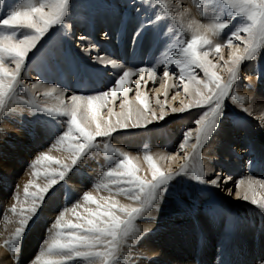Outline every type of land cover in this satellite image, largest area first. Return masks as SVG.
<instances>
[{
	"label": "bare ground",
	"instance_id": "bare-ground-1",
	"mask_svg": "<svg viewBox=\"0 0 264 264\" xmlns=\"http://www.w3.org/2000/svg\"><path fill=\"white\" fill-rule=\"evenodd\" d=\"M17 1L19 2V0H0V12L6 14L9 9L12 10L19 4H15ZM164 3L168 5L167 8L163 7L157 0H70L69 11L73 14L68 13L63 25L53 26L54 28L52 27L49 30V32L52 30L50 32L52 33L50 41L43 40L44 38L42 42L39 41L44 48H41L39 55L35 56L34 59L31 58L30 62L26 61V63H29L28 68H23L21 72V80L23 79L24 82L19 81L16 95L8 101L7 108L0 112V125H3L6 131L8 130V135L0 132V141L3 142L1 146L4 148L10 146V155L15 154V158L19 161L18 157L23 154L21 144L26 140L30 143L35 141L38 149L42 151L41 154H47L53 159L61 161L62 164H70V155L65 150L67 147L66 143L57 144L53 149V155L50 153L53 150L46 146L45 149H41L44 146L40 144L44 140V135H49L53 129L50 124L42 123V120L55 124L56 127H62L63 132L60 135L62 136L68 127V117L50 116L39 109L59 106V101L56 97L61 93L64 102L69 104L72 95H96L107 90L110 85H114L115 80L119 75L123 74V71L137 69L136 63L140 54L151 57L146 63V67L155 68L156 74L150 78L147 73H144L142 80L139 74L134 75L124 85L125 88L130 89L128 98L132 105L136 108L140 107L135 99L137 91H140L142 95L146 94L150 118L151 112H155L157 117L160 115L161 105L157 103L158 100L168 105L173 101L172 97L176 96V99H182L187 102L188 97L185 95L183 85L179 79V68L175 63L168 64L166 68L165 62L169 58H176L178 56V48L191 39L193 31L186 30L189 23L195 22L196 24L207 25L213 19H216L218 15L221 19L222 14L220 13L222 10L215 0H164ZM197 13L200 18H197ZM205 14L210 15L211 18H203ZM146 21H152V23H145ZM181 23L185 25V29L180 27ZM240 23L242 22H239L237 26ZM103 27L106 30H110V33L102 31ZM235 27L225 30L224 36L230 35ZM107 35L108 37H106ZM134 36L136 37L134 38ZM82 37L84 39H81ZM31 56H33L32 52L29 53V58ZM212 56L213 58L215 57L214 55ZM109 61L114 62V64ZM221 61L218 60V63ZM224 61L226 60H223L222 65L217 64L216 69L223 70ZM9 62V70H12L13 68L11 67L15 64L11 61ZM127 63H132L131 68L124 67V64ZM165 70L170 73L169 77L164 76ZM193 71L196 73L198 70L194 68ZM197 75L201 80L205 78L204 74ZM244 76L248 80L250 73L246 72ZM137 80L140 81L139 89L135 83ZM247 80L245 83H247ZM175 82L180 83L179 88L181 90L176 88ZM157 83H159V86L153 89L152 87ZM236 85L230 91L231 94H233L232 91L237 93L236 96H232L235 99V112L238 118H242V112H246V116L248 114L251 115V119H237V116L234 117L232 114L225 116L220 122L218 129L216 128L204 147L202 149L199 148L200 151L195 159L193 158L189 163L192 169L187 174L191 176L192 187H186L184 183L185 189L180 192L177 182L173 195H167V193L161 191L158 197L160 207L153 206V210L150 213L145 212L142 215L143 218L136 220L135 228L137 231L130 240L135 247L131 252L128 251L127 253L130 254L131 261L134 257V250L138 255L150 258V260L160 257L162 251L158 250L160 238L157 241L155 240V238H158V233L155 232L156 229L163 235V233H168L169 230L174 231L176 229L175 231H180L182 224H185L186 228H182L183 230L181 231H187L188 234L189 232L194 233V235L197 234L195 230L199 231V228H204L202 232L199 231L203 235H206L205 231L218 233L221 230L217 222H221L223 217L226 220L229 217V212L233 210L238 219L246 218L248 221V224L247 222L235 223L239 227L244 228L242 231L248 232L240 235L241 240L246 241L248 234H252L249 230H251L250 226L253 225V222L257 219L264 223V209L253 205L251 199L247 201L243 199L249 181L264 182V121L260 119L264 116V82L256 81L250 87H245L240 86L238 81H236ZM166 88L167 95L165 96ZM51 89H57V92H54L52 96H45V92ZM146 89H150V91L146 92ZM131 93H134V95L130 96ZM172 93L173 96L169 99L168 95ZM123 99L124 97L121 94L120 98L114 103L102 106L99 116L108 119V108H112L114 113L121 112L120 105ZM26 103L31 105H25ZM180 105L182 104L180 103ZM180 105L166 107L163 104L164 111H171L173 107L180 108ZM116 107L117 110H115ZM226 109V107H223V110ZM171 113L173 112L171 111ZM173 114L177 115L178 113ZM202 114L201 111L197 112L195 115L197 117L192 118L193 120L188 118V116L181 118V121L178 120L177 123L185 122L186 125L181 129L177 127L174 132H172L174 127H166L164 120L157 119L147 125V127L132 128L129 126L127 129H118L116 131V133L119 132L118 136L113 135L111 137L115 138V141L123 147L121 152H126L130 157L135 158L133 163L139 169L137 174L141 177L148 175L151 179V170L144 159L145 155L152 156L153 162L161 170L169 171L170 165L176 163L177 159H179L178 154L172 152V146L178 144L179 149H181L180 145L184 143V132L190 131V139L185 148L181 149L182 153L187 154L196 138V136H193L197 128L195 120ZM168 115H170V112ZM234 118L237 119L235 125L229 124L234 121ZM112 119L114 122L115 117ZM158 125L160 126L159 128L157 127ZM194 127H196L194 131L191 130ZM155 141L160 142L159 147L156 146L157 144L150 146ZM148 147H151V149ZM163 147L166 148L163 149ZM41 154H38L37 157ZM115 154L113 153V156L105 154L98 158L88 154L83 157L86 164L81 160L68 174L66 181L59 182L53 189L49 190V194H47L45 201L39 208L35 220H32L27 227L17 252H12L5 246V240L7 239H0V264H32L38 252H41L40 249L45 239L51 235L50 225L60 211L65 207L72 208L77 203L83 205L82 197L84 192L91 193L97 199L100 196H108V191L103 188L97 190L95 185L100 179L104 178L103 173L108 170V167L114 166L116 162ZM25 158L31 159L24 156L23 159ZM33 158L36 159V156ZM67 159L70 161L66 162L65 160ZM10 162L15 168L18 166L16 164L18 162H15V160ZM32 165L33 163L29 169L32 172L59 167V165L50 164L47 161H41L35 168ZM182 166L183 164L179 166L180 170ZM5 168H7V164L1 163L0 159V176L2 174V177L4 171H6ZM12 169L10 177L8 176L7 179H11L13 182V180L16 181L18 172H12ZM256 173H259V176H255ZM197 174H200L203 179L208 178L211 180L216 176H220L222 179L219 182V186H213L210 183L205 184L197 181L194 178ZM2 177H0V214L2 212L1 205L5 203L7 190V185L4 183L5 179H2ZM37 179L39 181L36 184L43 187L46 183V177L42 174ZM241 181L244 183L238 189L236 184ZM79 184L90 185V189L85 188L88 190L84 191V189H80ZM198 186H200V190H198ZM31 188L29 191H35V188ZM220 188H226V193L230 192V195L235 188L233 198L241 199L240 203L234 201H230V204L222 202L219 197ZM254 191L258 199H264V188H261L259 183L254 184ZM237 193H239V198ZM22 194V198H19L20 201L24 199V189ZM18 196L20 197L19 194ZM249 196H252L251 192ZM115 198L120 204L138 206L137 203L123 195ZM199 201H202V203ZM239 204L242 207H238ZM87 207L95 209L96 205H87ZM18 210L20 211L21 209ZM77 211L85 214L83 206L78 208ZM65 219L75 222V216L71 212L66 213ZM230 219L232 221V218ZM146 222H150L148 227H144ZM166 226L168 227L165 228ZM152 228L156 229L153 230ZM167 235V240H170L171 243L178 242L175 238H172L174 234L168 233ZM235 235L239 236L238 233ZM207 238L210 239L209 236ZM262 243H264V238L259 244V249L263 248ZM120 252L126 253L124 247L121 248ZM125 258L129 261L128 257ZM141 263L143 262L141 261ZM69 264H86V262L76 259L70 261ZM153 264L159 263L154 262Z\"/></svg>",
	"mask_w": 264,
	"mask_h": 264
},
{
	"label": "snow or ice",
	"instance_id": "snow-or-ice-1",
	"mask_svg": "<svg viewBox=\"0 0 264 264\" xmlns=\"http://www.w3.org/2000/svg\"><path fill=\"white\" fill-rule=\"evenodd\" d=\"M157 2L165 8L168 7L164 0H157ZM219 3L225 10H228L227 15L233 18L236 16L243 18V22L226 36V44L214 42L209 35L220 37L224 30L232 24V19L221 20L218 15L207 25L192 22L187 25L186 29L193 31L191 39L178 48L176 58H169L165 62L166 68L172 63L179 68V79L188 97L187 102L181 101L182 107H173L171 111L183 113L192 108L206 106L208 109L195 120L197 128L195 129L196 143L192 145L193 153L201 148L216 130L219 119L223 115L225 98L238 79L240 64L245 60L254 59L260 48L264 47V0H219ZM69 6L70 0H23L22 4L7 11L3 19H0V112L7 108L8 101L17 93L21 72L29 58V53L37 47L38 42L53 26L65 23ZM145 23H152V21ZM180 27L185 29L183 23ZM241 33L245 36H241ZM233 39L240 40L244 44L242 50L233 44ZM225 46L232 49L228 60L224 61V68L228 71L230 78L227 82H222L221 77L215 72L217 63H214L210 56L216 55L223 59L221 52ZM9 61L15 64L12 70H9ZM109 62L114 64V62ZM194 68L201 70L205 79L201 80L193 71ZM144 73L151 78L156 74L155 68L125 70L115 80L114 85H110L105 91L96 95H72L69 104L64 102L61 93L56 97L59 106L39 109L50 116L68 117L67 130L58 137L57 143H66L65 150L70 155L71 163L62 164L61 161L43 153L33 162V168L41 161H47L59 167L45 170L43 173L33 171L32 175L35 177L42 174L46 177L43 187L35 184L34 181H29V184L24 186V199L19 202L26 207H22L18 213L19 226L12 236L5 240V246L10 251H18L27 227L37 215L49 190L59 182L66 181L68 174L83 157L88 155L93 148L98 147L97 138L110 137L118 129H127L129 126L132 128L147 127L153 121L163 120L168 115L164 111L163 103L158 100L157 103L161 105L160 115L157 117L155 112H151L149 118L147 96L142 95L140 91H137L135 96L140 107L136 108L132 105L128 98L130 89L125 88L124 85L137 74L142 80ZM164 76L169 77L170 73L165 70ZM135 83L139 89L140 81L137 80ZM54 92H57V89L45 92V96H52ZM121 94L124 97L120 105L121 112L114 113L112 108H108V119L99 116L100 108L114 103ZM164 94L167 95V88ZM172 99L175 100L176 96ZM113 117H115L114 122ZM260 119L264 121V116ZM189 139L190 131L184 132V143L180 145L181 149L185 148ZM107 148L108 146L105 145L106 154ZM115 152L122 159L115 163V167L109 166L108 170L103 173L104 178L95 185L97 190L103 188L109 192V195L100 196L97 199L91 193L84 192L83 205L77 203L72 208L65 207L60 211L50 225L51 235L45 239L40 254L36 256L32 264H69L70 261L76 259L86 264H119L118 254L121 248L128 244L129 238L133 237L137 231L136 219L154 206L161 191L175 178V175L181 173H166L153 162L152 156L145 155L144 159L151 170V179L148 180L137 174L139 169L133 163L134 157H130L128 153L121 152L119 149ZM189 158L185 156V160ZM185 170L186 165L182 166L181 172ZM194 178L200 183H210L213 186H219L222 179L216 176L206 181L200 174ZM243 183V181L238 182L236 187L239 189ZM256 183L264 188V182L249 181L243 199L246 201L251 199L253 205L264 209V199H258L255 195L254 184ZM30 187L35 188V191H29ZM119 195L132 200L138 206L120 204L115 198ZM237 197L239 198V193ZM17 200H19L18 197ZM87 205H96V207L92 209ZM82 206L85 214L77 211ZM11 211L16 214V207L13 206ZM69 212L75 216V222L65 219L66 213Z\"/></svg>",
	"mask_w": 264,
	"mask_h": 264
},
{
	"label": "rangeland",
	"instance_id": "rangeland-1",
	"mask_svg": "<svg viewBox=\"0 0 264 264\" xmlns=\"http://www.w3.org/2000/svg\"><path fill=\"white\" fill-rule=\"evenodd\" d=\"M77 1H81V0H77ZM215 1L220 6L222 12L225 13V14L221 15L222 16L221 20H223V19H232V24L229 26L230 29L233 26H237V24L239 22H243V18L242 17L236 16L235 18H233L232 16L227 15L226 13H227L228 10L224 9L223 5L219 3V0H215ZM22 2H23V0H19V2L17 1L15 4L19 3L18 5H20V4H22ZM173 3H175V2H173ZM1 7H2V5H1ZM69 13L73 14L70 11H69ZM3 15L4 14H2L0 12V19H3ZM196 16H197V18H200L198 16V13L196 14ZM203 18H211V16L205 14L203 16ZM56 26L57 25H55L54 27H56ZM101 30L104 31V32L110 33V30H106L105 27H103ZM225 30H227V29H225ZM50 32L48 31L47 34L44 35V37H43L44 39L43 38L42 39L50 41L49 39H51L50 37L52 36L51 35L52 33H50ZM240 35L241 36H245L244 33H241ZM106 37H108V35ZM135 37L136 36H134V38ZM209 38L213 39L214 42H219V43H225L226 44V37L224 36L223 33L221 34L220 37H212V36L209 35ZM42 39H41V42L43 41ZM221 40H222V42H221ZM41 42H39L37 44V48L33 49V51H32L33 56H31L27 60L28 62H30V60L34 59L35 56L39 55L38 53L41 50V48L42 49L44 48V47H42L43 45H40ZM233 44L239 46L240 49L244 47V44L240 40L233 39ZM230 51H232V49H230L229 47L225 46L222 49V52H221V55L223 56V59H220L219 56H216V55H214L215 56L214 58H213V56H210V59H212L214 63L222 65L223 64V60H228ZM150 58H151L150 56L146 57V55L140 54L138 62L136 63V65L138 66L137 69H139V68H149V67H146V63L148 62V60ZM218 60H220V61L222 60V61L220 63H218ZM28 62L25 64L24 69L28 68V65H29ZM9 64H10V62H9ZM250 65H251V67H249ZM131 66H132V63L124 64V67L131 68ZM11 68L14 69L15 65L12 66ZM239 68H240L239 76H238V79L236 81H238L240 86H245V87L246 86H250L251 84L256 83V81L263 83L264 82V47L260 48V50L258 51V53L256 54L254 59L243 61L240 64ZM195 70L199 71V72L196 71L197 74H201V75L203 74L201 70H199V69H195ZM223 70L215 69V72L217 73V75H219L221 77L222 82H227L229 80L230 76H229L228 71L225 68ZM246 72L250 73V76L248 77V80H247V77L244 76L246 74ZM242 76H244V77H242ZM246 80H247V83H245ZM21 81H23V79L21 80V77H20V82ZM236 81L233 84L232 88L237 86L236 85ZM175 84H176V88L180 87V83L179 82H175ZM18 86H19V84H18ZM158 86H159V83L155 84L152 88L154 89V87H158ZM132 89H134V88L132 87ZM150 89H146V92H149ZM231 89H230V91H231ZM86 90H88V89H86ZM178 90H181V89L179 88ZM89 93H91V92H89ZM232 93L233 94H231L229 92V95L225 98L224 107H226L227 109L223 110V115L219 119L217 129H218L219 124L222 121V119L225 116L229 115V114H232V116H234V117L237 116L236 117L237 119H244V118L251 119L250 118L251 115L248 114V116H246V112H242V118H238V115L235 112V106H234L235 99L232 97L233 95L236 96L237 93H235L234 91H232ZM133 95H134V93L130 94V96H133ZM172 96H173V93L169 94L168 98L170 99ZM66 98H68V97H66ZM181 101H182V99H178L177 98V99L171 101L168 105L166 103H163V102L162 103L166 107L179 106ZM116 104H118V103H116ZM25 105H31V104L30 103H28V104L26 103ZM180 107H182V105H180ZM115 110H117V107L115 108ZM206 110H208L207 106L204 107V108H192V109H190L188 111H185L183 113H178L177 115H174L173 113H171V111L166 110L167 113L170 112V115H167L163 120L165 122L166 127L167 126L174 127V130L172 131V132H174L177 127H179L181 129L182 127H184L186 125L185 122H182L183 124L181 122L177 123L178 120L181 121V118L186 117V116H188V118L193 120L194 118L197 117V116H195L197 114V112L201 111L203 113ZM193 113H194V115H193ZM190 119H189V121H190ZM237 119L234 118V121H231L229 124H231V125L234 124L235 125V123L237 122ZM42 123H44L46 125L50 124L53 127V129L51 130L49 135H44V138H43L44 140L41 141V143H40L44 147H42L41 149H43V148L45 149V146H46L47 148L53 150L56 147V145L58 144L57 140H58V137L62 134L63 128L62 127H56L55 124L47 123L46 121H43V120H42ZM178 125H180V126H178ZM157 127L159 128L160 126L158 125ZM195 128L196 127L192 128L191 130L194 131ZM0 132H2L3 134L5 133L4 135H8V130L6 131V129H4L3 125H0ZM118 133L119 132H117V133L115 132V133L112 134V136L113 135L118 136ZM193 136L194 137L196 136L195 131L193 133ZM115 140L116 139L112 138L111 136L110 137H99V138H97L96 139V143H97L98 147L93 148L90 151L89 155H92V156L97 157V158L99 156H101V155H105L106 154L105 145H107L108 146L107 154H111L113 156V153H116L115 152L116 149H119L120 151L123 149V147L119 143H117ZM30 141H32V140H30ZM159 143H160L159 141H157V142L155 141V142H152L151 143L152 145L150 144V146H153V144L154 145L157 144L156 146L159 147L158 146ZM195 143H196V138L194 140V144ZM1 144H3L2 141H0V159H1V163L7 164V168H5L6 171H4V175H3V177H5V178L2 177V174L0 176V177H2V179H5V181L4 180L3 181H4V183H6L5 185H7V190H6V193H5V200H4L5 203H3L4 205L3 204L1 205L2 206L1 207V211L2 212L0 214V239L2 238V239L5 240V239H9L10 235L13 232V230L18 227L17 224H18V220L20 218L19 215H18V213L20 211L18 209H21L22 207H26L25 205H22L19 202L20 199L23 196V194H22V191L24 189L23 187L25 186V184H29V181H34L35 184L39 181L37 179V177L32 175L33 172L30 171L29 169L31 168L30 165L34 161H36L37 155L41 154L42 151L38 149L37 144H35V141H32V143H30V142H28L26 140V141H24L23 144H21L23 154L18 157V159H19V161H18L15 158V154L10 155V150H9L10 146L9 147L6 146V148H4V147L1 146ZM204 145H205V143H203V146L200 149H202L204 147ZM148 148L151 149V147H148ZM165 148L166 147H163V149H165ZM189 149L190 150L187 151V154H185V153L181 152L182 150L179 149L178 144H176V146H175V144H174V146H172V149H171L172 152L173 153L176 152L178 154L179 159H177L176 163H172L170 165L169 171H165V170H162V171H164L166 173L167 172H171L173 174H175V173H181V174L180 175H175V178L168 183V185L166 186V188L164 190H162L163 192L167 193V195H173L174 189L176 187L177 182H178V186H179L178 190L180 192L181 191L183 192L184 189H185L184 183L186 184V187H192V185H193V182L191 180V176H189L187 173H189V171L192 169V166H190L189 163L193 160V158L195 159V157L199 153L200 149H198L195 153H193V149L191 147ZM38 151H40V152H38ZM50 153L53 155L54 154V150L51 151ZM24 156L25 157H29L31 159H26V158L23 159ZM34 156H36V159L33 158ZM185 156H189L190 158L188 160H185ZM120 159H122V157L118 156L117 154H115L116 162L118 160H120ZM14 160H15V162H18V163H16L18 165L16 168L10 162V161H14ZM65 161L69 162L70 160L67 159ZM82 161H84V159H82ZM84 163L86 164L85 161H84ZM115 163H114L113 167H115ZM27 164H29V165H27ZM182 164H183V166L186 165V170L183 171V172H181V170L179 168V166L182 165ZM85 167H87V166L85 165ZM11 169H12V172L13 171H15V172L17 171L18 172L16 174L17 175V179H16V181L13 180V182H12L11 179H7L8 176L10 177ZM36 171L37 172H44L45 170L43 169L41 171H38V170H36ZM8 172H10V173H8ZM255 176H259V173H256ZM142 178H146V179L150 180L148 175H143ZM183 180H185V181H183ZM204 180L210 181L208 178H205ZM205 184H208V183H205ZM19 185H21V186H19ZM78 186L80 187V189H84V191L88 190V189H85V188H89L90 189V185H85L84 186V185H80L79 184ZM82 186H83V188H81ZM197 188H198V190H200V186H198ZM31 189H34V188H31ZM230 190H231V188H230ZM202 193H205V192H202ZM18 194L20 195V197L18 196ZM228 194L226 193V188H224V189L220 188L219 189V197H220L222 202L228 203V204H230V201H234V202H239L240 203L241 199L238 200L237 198H235V199L233 198L234 197L233 195L235 194V188L232 191L231 195H230V192ZM204 195H206V194H204ZM17 197L20 198V199L17 200ZM46 197H47V195H46ZM50 198H48V199H50ZM21 201H23V200H21ZM199 202L202 203V201H199ZM12 206H15L17 208L16 209L17 210L16 214H14L11 211ZM154 206L160 207L159 198L156 201V203L154 204ZM4 207H5V209H4ZM238 207H242V205L239 204ZM9 210H10V212H9ZM152 210H153V207L151 209H149L148 211H146V212L150 213ZM230 210H232V209H230ZM235 214L236 213L232 210V212L231 211L229 212V217L226 218V220L223 217V218H221V222H217V224H219V229L221 230L218 233H216L215 231H210V232H206L205 231L204 233L206 235H203L199 231L202 232L204 228H199V226H198L199 231L195 230V232H197V234H195L196 235V237H195L194 233L189 232V234H188L187 231H181V230H183L182 228H186L185 224H182V226L180 228L181 229L180 231H175L176 229L174 231L173 230H169L168 233L174 234V235H172V238L173 239L175 238V240L178 241V242H175V243L174 242L171 243L170 240H167V238H168V235H167L168 233L167 232H166V234L163 233V235H162L161 232L156 231L157 230L156 228H155L156 230L152 228L159 235V236L157 235L158 238H155V240L157 241L160 238L159 239L160 240V246H159L158 250L162 251L161 254H160V257H156V258H154L152 260H150V258H145L142 255H138L137 253H135V250H134V257L132 258V261L130 260L131 259L130 258V254H127V253H128V251L131 252V250H133L134 247H135L134 244H131V242H130L131 237H130L129 240H128V244L123 246L124 250L126 251V253L119 252V254H118L119 255V264H139V263L140 264H153L154 262L155 263L158 262L159 264H182V263L183 264H264V256H263L264 255L263 254L264 250H262V249H264V243H262V247L263 248L259 249V244H261V240H263V238H264V235H263L264 223L256 219L253 222V225L250 226L251 230H249V232L252 233V234L251 235L248 234V236H247L248 239L246 238V241L244 240L245 241L244 242V241L241 240L240 235H242V233L244 234V233H248V232L247 231L246 232L242 231V229H244V228L243 227H239L235 223L247 222V224H248V221H247L246 218L241 219V220L238 219V216L235 215ZM140 218H143V217L140 216L136 220H139ZM230 218H232V221H230L231 220ZM32 220L34 221L35 217ZM135 225H136V221H135ZM149 225H150V222H146L144 227H148ZM167 227L168 226H166L165 228H167ZM152 229H148V230H152ZM148 230H146V231H148ZM164 231H166V230H164ZM236 233H238L239 236L235 235ZM207 234H209V235H207ZM208 236H209L210 239L207 238ZM206 238H207V240H206ZM40 251H41V249H40ZM39 254H40V252H38L37 255H39ZM125 257H128L129 261ZM140 260L143 263H141ZM162 260H166V261H162Z\"/></svg>",
	"mask_w": 264,
	"mask_h": 264
}]
</instances>
